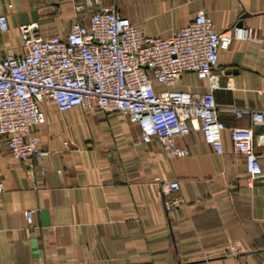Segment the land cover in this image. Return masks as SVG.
Returning a JSON list of instances; mask_svg holds the SVG:
<instances>
[{"label": "crops", "instance_id": "crops-1", "mask_svg": "<svg viewBox=\"0 0 264 264\" xmlns=\"http://www.w3.org/2000/svg\"><path fill=\"white\" fill-rule=\"evenodd\" d=\"M0 0L9 27L0 30V57L21 54V26L37 23L44 37L88 23L114 5L149 36L170 37L204 8L222 31L264 27V0ZM215 91L220 106L264 109V43L233 39L220 53ZM178 88L206 89L185 73ZM34 132L51 153L34 167L0 137V264H264V125L249 113L222 109L224 151L200 131L178 138L186 157L171 156L158 141L144 143L137 124L120 112L44 104ZM233 127H251L263 178L250 185L236 152ZM178 180L185 206L167 212L160 186ZM36 209L33 222L27 217ZM238 246L237 255L230 245Z\"/></svg>", "mask_w": 264, "mask_h": 264}, {"label": "built area", "instance_id": "built-area-1", "mask_svg": "<svg viewBox=\"0 0 264 264\" xmlns=\"http://www.w3.org/2000/svg\"><path fill=\"white\" fill-rule=\"evenodd\" d=\"M83 11L102 0H84ZM9 27L7 15L0 14V30ZM23 52L0 57V137H5L9 152L34 167V161L52 151L44 148L34 127L46 119L44 104L53 100L59 110L74 106L105 113L120 112L137 124L144 143L158 141L171 156L186 157L189 149L178 138L192 131L203 133L213 148L224 151L219 117L222 109L238 117L249 113L255 124L264 125V109H238L220 106L215 91L220 87L216 71L220 53L233 39L264 43V27L234 25L219 31L206 9L170 37L149 36L123 16L117 8L101 6L88 23L74 21L58 34L44 37L37 23L21 26ZM185 73L206 81V89L178 88ZM236 152L246 161L250 185L263 178L260 155L255 150L251 127H233ZM264 141V134L259 136ZM178 180L160 186L167 212L182 209L185 198L178 194ZM4 185L0 181V193ZM36 209L27 217L33 222ZM239 248L232 244L230 254Z\"/></svg>", "mask_w": 264, "mask_h": 264}, {"label": "water", "instance_id": "water-1", "mask_svg": "<svg viewBox=\"0 0 264 264\" xmlns=\"http://www.w3.org/2000/svg\"><path fill=\"white\" fill-rule=\"evenodd\" d=\"M241 26V25H240Z\"/></svg>", "mask_w": 264, "mask_h": 264}]
</instances>
